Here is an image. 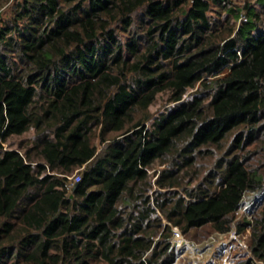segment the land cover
Returning a JSON list of instances; mask_svg holds the SVG:
<instances>
[{
    "label": "trees",
    "instance_id": "1",
    "mask_svg": "<svg viewBox=\"0 0 264 264\" xmlns=\"http://www.w3.org/2000/svg\"><path fill=\"white\" fill-rule=\"evenodd\" d=\"M184 1L19 0L0 25V264H171L172 226L228 232L264 189V0L227 33L209 12L228 0ZM209 147L192 187L142 191ZM235 226L264 264V200Z\"/></svg>",
    "mask_w": 264,
    "mask_h": 264
},
{
    "label": "rangeland",
    "instance_id": "2",
    "mask_svg": "<svg viewBox=\"0 0 264 264\" xmlns=\"http://www.w3.org/2000/svg\"><path fill=\"white\" fill-rule=\"evenodd\" d=\"M17 1L19 0H0V25L4 21H8L10 17L14 14V9L16 8ZM172 1V0H171ZM185 0L184 2H186ZM252 6L255 10H260L258 0H228L225 7H221L218 4L211 3L209 15L211 19L218 24L219 33H227L234 25L236 27L240 24L242 18L247 13L246 6ZM238 10L240 12H238ZM171 106L169 103V93L161 92L158 94L155 102L149 107L147 115L149 119L144 122L146 127H151L153 119L166 112V110ZM115 134L110 133L109 137ZM33 137V131L27 132L25 135L11 137L8 141L7 147L17 148L19 144L25 145L30 144ZM97 142V140H95ZM224 146L225 150L229 145ZM103 147V143L99 145V149ZM199 152V150H197ZM222 151L216 152L213 147L203 148L199 153L195 155V162L193 167L186 168L182 166L180 170L176 171L174 177H176L179 187H169L168 189H162L156 184V179L163 170L162 164L156 162L151 168L148 169L147 173L149 177L147 178L148 183L141 185L142 191L147 192L150 197L156 191L164 192L166 190H176L180 191L185 187H192L195 185L211 167L215 164V161L221 157ZM81 173V170H75L68 179L72 180L74 174ZM264 194V189L256 191H246L240 208L235 213L234 224L231 230L225 233H220L215 231L210 224H205L201 227L191 228L186 233L182 232L178 228V235L181 236V240H177L174 236L175 232L172 229L171 241H178L180 246H172L174 251L173 261L171 264H224L228 262L229 264H243L245 259V254L249 253V234L247 231L238 234L236 231V221H243V219H251L252 215L257 211L260 204L264 200L262 195ZM166 223V220L163 219ZM188 243V245H182L181 241ZM174 244V242H173ZM224 250V251H223ZM240 253L241 259L238 262L235 255ZM233 257V259H231ZM254 264H262L261 262L254 261Z\"/></svg>",
    "mask_w": 264,
    "mask_h": 264
},
{
    "label": "built area",
    "instance_id": "3",
    "mask_svg": "<svg viewBox=\"0 0 264 264\" xmlns=\"http://www.w3.org/2000/svg\"><path fill=\"white\" fill-rule=\"evenodd\" d=\"M79 179H80V173L79 174H74L73 176H72V181L73 182H77V181H79ZM173 230H174V232H175V234H174V236L176 237L177 235H178V232L175 230V228L173 227ZM174 242V244H173V247L175 248V245H177V246H180V243L178 242V241H173ZM172 242V243H173ZM182 245H188V243H185V240H183V243H181ZM224 251V250H223ZM224 264H229L228 262H225Z\"/></svg>",
    "mask_w": 264,
    "mask_h": 264
},
{
    "label": "bare ground",
    "instance_id": "4",
    "mask_svg": "<svg viewBox=\"0 0 264 264\" xmlns=\"http://www.w3.org/2000/svg\"><path fill=\"white\" fill-rule=\"evenodd\" d=\"M177 231H178V228H177ZM176 239L180 241L181 240V236L180 235L177 236ZM181 243H183V242L181 241Z\"/></svg>",
    "mask_w": 264,
    "mask_h": 264
},
{
    "label": "clouds",
    "instance_id": "5",
    "mask_svg": "<svg viewBox=\"0 0 264 264\" xmlns=\"http://www.w3.org/2000/svg\"><path fill=\"white\" fill-rule=\"evenodd\" d=\"M172 227H174V226H172ZM176 227V226H175Z\"/></svg>",
    "mask_w": 264,
    "mask_h": 264
}]
</instances>
